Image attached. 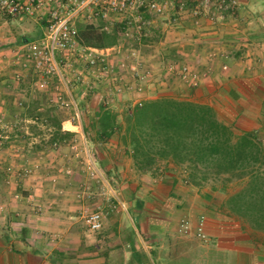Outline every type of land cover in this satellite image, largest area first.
I'll list each match as a JSON object with an SVG mask.
<instances>
[{
  "label": "crops",
  "instance_id": "crops-1",
  "mask_svg": "<svg viewBox=\"0 0 264 264\" xmlns=\"http://www.w3.org/2000/svg\"><path fill=\"white\" fill-rule=\"evenodd\" d=\"M239 3V13L228 16L223 24L204 19L196 39H191L200 44L190 48L185 61L192 63L200 78L197 86L180 83V79L169 85L159 75L145 96L153 99L168 93L209 105L221 122L238 133L255 132L264 140V0ZM14 37L0 39V264H264L263 231L224 216L221 202L210 199L211 192L192 184L182 186L175 176L166 187L149 188L138 195L130 192L126 200H119L121 207L115 206L111 213L109 255L100 254L99 245L92 246L95 251L90 254H77L84 236L73 221L76 208L51 196L56 194L52 181L70 178L64 173L66 152L78 149L79 144L61 143L53 148L58 159H51L43 151H31V143H22L15 124L7 122V118L16 121L28 116L24 103L34 86L33 72L26 71L20 81L15 79L19 66L13 53L27 40L19 43ZM96 97L86 100L90 104ZM59 111L64 116L61 129L84 137L67 112ZM96 113L93 108L90 116ZM29 165L40 169L27 174L24 169ZM23 178L27 179L26 195L18 201L13 197L26 182ZM111 191L119 197L117 189ZM36 200L43 206L36 208ZM201 217L207 241L196 235ZM183 218L191 223L188 234L180 232Z\"/></svg>",
  "mask_w": 264,
  "mask_h": 264
},
{
  "label": "rangeland",
  "instance_id": "rangeland-1",
  "mask_svg": "<svg viewBox=\"0 0 264 264\" xmlns=\"http://www.w3.org/2000/svg\"><path fill=\"white\" fill-rule=\"evenodd\" d=\"M240 8L241 6H239L238 10L229 12V17L238 14ZM144 15L146 18L148 17L146 14ZM206 18L210 20L208 17L204 19ZM204 19H202L201 23L198 25L195 24L194 21L188 19L178 27H173L166 21L157 20L144 28L146 35L139 39L134 38L131 40H125L121 37V21L119 20L112 21L111 24H108V31L106 33L117 34V45L121 44L125 45L126 48L138 50L137 53L152 66L151 68L155 72V77L160 75V78L170 85L173 79H180V83L182 80L177 72L168 69L167 64L170 61L186 62L189 65L192 64L189 61H185V54L189 53L191 47L196 48V46H194L195 44H200L191 39L197 37L195 32H198L197 29L202 26V22H206ZM224 22H226V20L214 25L223 24ZM85 27L88 26H81L80 29ZM42 31V23L34 19L25 18L23 20H13L7 18L0 20V39L3 36L7 38L14 35V38H16L19 43H22L25 39L34 40L39 38L42 35ZM32 79L34 86L29 90L30 100L24 103L25 105L27 104L25 108L28 116L17 117L16 121H13L12 118H7V122H9V124H15L14 127L18 132V138L22 143H31L28 145L31 151H43L47 157L50 156L51 159H58L53 148H57L61 143L79 144V147L77 145L78 149L73 148L71 145L72 149L66 152L67 163L65 164L64 173L70 176V178L64 180L65 184L62 181H52V183L56 184V186H54L56 194H52L51 198L53 197V199L58 200L57 202L62 199L68 206L76 208L73 221L80 226L79 230L82 231L84 236V242H82L77 254H90L95 251L92 250L91 247L99 245L100 254L109 255L111 252V213H113V210L116 211V207H121L119 200H126L127 194L130 192H133L134 195H138L149 188L158 189L162 186L166 187L174 176V178H177L178 184L189 187L192 184V179L190 177L192 170L187 164L174 165L167 160H161L149 171L139 170L135 165L131 150H128L117 136H113L106 141L100 140L96 136L92 124L97 121L99 117L98 112L93 116H86L84 118V137L81 138V133L79 134L80 136H77L81 139H77L72 133L67 139L60 142H52L53 136L57 130V126L53 125V123H55L53 120L57 119V121L61 123V119L64 118V116L60 117L59 110L66 111V109L58 106L57 103L51 100L49 91L40 90L35 85L37 79L35 75H33ZM184 85L188 87L187 84L184 83ZM74 93L76 94V92ZM166 94L168 93H164V95L159 97L165 96L181 100V98L168 96ZM97 103L102 108L116 113L119 116V120H123L124 113L134 107L132 95L129 94L111 97L110 100L108 99L105 102L99 97H96L90 103V108H97ZM20 106L21 105L18 104V107ZM2 122L4 123L5 120L3 119ZM61 131L65 132L62 129ZM259 139L263 141L262 144L264 146V140L261 138ZM91 161L93 163H91ZM61 164H64L63 161ZM29 166L30 168H34L33 165ZM56 167L58 169L62 166L59 167L56 165ZM24 168L25 166L21 167L20 170ZM37 168L34 169L37 170ZM261 168L264 173V163ZM125 174L127 177H124ZM200 178H202V173L196 174L195 179ZM222 178L223 176L217 177L209 173L202 185L197 187H200V190L204 193L208 194V192H211L210 199L212 200L214 198L220 201L221 208L224 204L222 208L224 216L230 217V219L232 218L233 220H238L243 226L253 228L246 219L228 213L227 205L225 206L228 197L241 190L243 185L237 177H234L224 186L225 182ZM23 180L26 181L27 179L23 178ZM25 183H27V181L20 187V192L17 191L19 192V197H15L14 194V199L19 201L26 195L25 188L27 185ZM111 188L119 191L118 198L113 196ZM36 202L37 203L34 205L36 208L43 206L38 200H36ZM221 208L218 210L221 211ZM95 211H101L105 216L104 226L100 231L89 230L85 222V217ZM73 252H76V250L73 249Z\"/></svg>",
  "mask_w": 264,
  "mask_h": 264
},
{
  "label": "built area",
  "instance_id": "built-area-1",
  "mask_svg": "<svg viewBox=\"0 0 264 264\" xmlns=\"http://www.w3.org/2000/svg\"><path fill=\"white\" fill-rule=\"evenodd\" d=\"M239 6V0H0V20L29 18L42 23V35L27 40L13 53L19 66L15 79L20 81L26 71L33 72L37 77L35 85L49 91L51 100L65 108L83 132L84 118L93 114L88 97L96 95L105 102L135 93L138 97L132 98L133 105L142 106L148 100L145 90L155 72L134 48L121 44L105 48L83 45L81 26L93 27L100 34L108 31L112 21L120 20L121 37L139 39L146 35L144 28L157 20L178 27L188 19L198 25L208 17L216 24L225 21L228 13ZM167 67L190 85L200 83L186 62L170 61ZM34 168L24 172L31 174ZM15 197L19 194L15 193ZM104 219L103 212L95 211L85 217V222L89 230L100 231ZM190 230V221L183 218L180 232L188 234ZM196 235L208 240L204 217L197 224Z\"/></svg>",
  "mask_w": 264,
  "mask_h": 264
},
{
  "label": "trees",
  "instance_id": "trees-1",
  "mask_svg": "<svg viewBox=\"0 0 264 264\" xmlns=\"http://www.w3.org/2000/svg\"><path fill=\"white\" fill-rule=\"evenodd\" d=\"M80 39L83 45L105 48L116 45L118 38L116 33L97 34L88 26L80 29ZM96 107L99 117L92 124L96 136L105 141L117 136L131 150L141 171L167 160L174 165L187 164L195 186H201L209 173L223 176L224 186L237 177L243 187L228 197V213L264 231V146L258 134L238 133L217 118L213 107L189 100L165 96L149 99L125 112L123 120L98 103ZM53 121L57 130L52 142L72 134L62 132L60 122ZM198 173L202 178L195 179Z\"/></svg>",
  "mask_w": 264,
  "mask_h": 264
}]
</instances>
